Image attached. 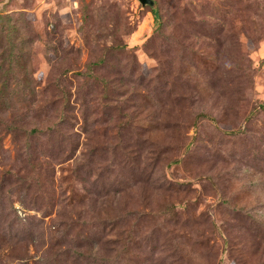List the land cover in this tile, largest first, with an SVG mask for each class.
<instances>
[{
	"label": "rangeland",
	"instance_id": "1",
	"mask_svg": "<svg viewBox=\"0 0 264 264\" xmlns=\"http://www.w3.org/2000/svg\"><path fill=\"white\" fill-rule=\"evenodd\" d=\"M155 2L0 0V264H264V0Z\"/></svg>",
	"mask_w": 264,
	"mask_h": 264
},
{
	"label": "water",
	"instance_id": "2",
	"mask_svg": "<svg viewBox=\"0 0 264 264\" xmlns=\"http://www.w3.org/2000/svg\"><path fill=\"white\" fill-rule=\"evenodd\" d=\"M141 5H149L151 6L154 10H156V2L155 0H139Z\"/></svg>",
	"mask_w": 264,
	"mask_h": 264
},
{
	"label": "trees",
	"instance_id": "3",
	"mask_svg": "<svg viewBox=\"0 0 264 264\" xmlns=\"http://www.w3.org/2000/svg\"><path fill=\"white\" fill-rule=\"evenodd\" d=\"M157 18V17H156Z\"/></svg>",
	"mask_w": 264,
	"mask_h": 264
}]
</instances>
